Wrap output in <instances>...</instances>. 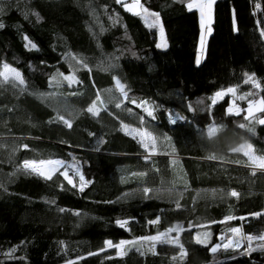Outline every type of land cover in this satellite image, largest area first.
<instances>
[{"label":"trees","instance_id":"obj_1","mask_svg":"<svg viewBox=\"0 0 264 264\" xmlns=\"http://www.w3.org/2000/svg\"><path fill=\"white\" fill-rule=\"evenodd\" d=\"M141 3L160 14L166 48L156 47L155 28L116 0H0L5 9L0 14L4 24L0 62L18 68L28 84L25 93L8 85L0 88V184L4 185L0 188V264H66L70 260L75 264H176L172 257L179 249L172 244L158 243L153 253L145 243L140 251L133 248L123 257L116 255V249H99L105 240L119 242L121 231L134 239L177 224L184 228L180 241L188 250L182 264H264V251L241 254L243 246L215 254L209 250L221 241V235H230L231 227L242 226L244 233L264 229V216L249 215L264 211V173L253 176L243 153L230 151L247 140L258 155L264 154V125L255 124L254 134L240 128V123H246V113L226 114L231 95L211 108L208 99L218 89L236 85L238 95L255 92L256 98L264 96V90L243 82L245 73H255L264 89V0L214 2L212 31L199 66L195 63L197 11L182 0ZM25 36L39 50H28ZM66 53L88 58L92 71H78L82 84L50 87L53 74L72 71ZM113 76L128 86L130 98L161 106L155 120L130 100L121 108L115 107L118 100L109 104L96 118L84 111L97 91L102 98L108 95L103 90L114 87ZM73 91L81 95H67ZM31 93L56 95L41 99ZM113 94L119 97L118 92ZM64 100L79 113L71 129L49 123ZM188 103L194 112L188 111ZM237 104L247 108V101L237 100ZM168 112L187 120L172 125ZM121 121L146 127L160 137L166 133L172 138L171 145L158 144V154L146 162L137 140L120 130ZM213 121L223 127L210 140L205 133ZM101 138L106 142L98 144ZM22 144L29 147L24 149ZM211 154L223 159H207ZM37 158L77 159L85 178L92 182L81 192L59 173L48 181L18 170L24 159ZM237 160L241 163H234ZM138 172L148 175L132 177ZM144 187L161 192L145 199L140 191ZM168 188L182 192V198L169 194ZM231 189L240 197L229 196ZM178 198L179 209L174 202ZM229 215L237 219L222 222ZM157 216L160 223H147ZM242 216L246 219L240 220ZM117 219L129 223L121 228ZM197 232L201 238L209 234L207 247L194 243Z\"/></svg>","mask_w":264,"mask_h":264},{"label":"snow or ice","instance_id":"obj_2","mask_svg":"<svg viewBox=\"0 0 264 264\" xmlns=\"http://www.w3.org/2000/svg\"><path fill=\"white\" fill-rule=\"evenodd\" d=\"M215 2V0H202L200 3H192L189 2L187 4V7L189 9H192L194 6L198 7L201 12V27H204V12L205 9H208L209 13L211 12V6ZM116 3L122 5V7L130 12L133 13L136 16H140L143 18L144 23L149 28H159L162 42L157 43V48H166L167 42L164 39V27L162 22L160 21V14L158 12H152L149 8L145 7L144 4L141 3V0H131V3L126 2V0H116ZM257 9H259L261 6L259 3L255 5ZM4 8L0 7V14L4 12ZM37 19H40L38 13H36ZM119 19L118 17L116 18ZM4 27V24L0 22V29ZM235 31H238V28L234 29ZM103 31V28L101 29ZM209 33L211 32V28L208 29ZM261 36L264 37V29H261ZM24 39L27 41L25 44V47L28 50H39L38 46L33 43L27 36L24 37ZM206 51L205 49V41H204V35L201 34L200 38V49L198 50L195 63L197 66L200 65L203 55ZM66 59L69 62V67L72 69L71 73L68 75H65L64 73H60L59 71L56 74H53L49 78V86L50 87H61L65 82L69 87H73L77 84H82V81L78 78V71L81 69L87 70L89 72L92 71V68L89 66L88 58L86 57H77L74 54L66 53L65 54ZM97 67H100V65H97ZM111 67H115V65H111ZM107 71L108 69H103ZM114 80V87L110 89L103 90L108 95L106 97L101 96V93L97 91L95 94V98L91 101V103L88 105V107L84 110L87 114L92 115L94 118L99 117L101 110H107V107L109 104H112L115 101H119L115 103L116 108H121L125 101H129L136 105L137 107L142 108V110L146 113V115L153 120L156 119V111L161 107L160 105H156L154 103H151L147 100H141L140 102H137L136 99H132L129 97V91L130 89L128 86L122 82L121 78L118 76H113ZM245 84H251L254 89H262L261 82L256 78L255 73H245L244 74V81ZM5 85L11 86L12 88L18 89L20 93H25L28 91V84L26 82V79L24 77V74L16 67H13L11 64L7 62H0V88L4 87ZM239 85L236 86H229L226 88H220L217 91H215L208 99L210 100L209 108L215 106L220 100H223L224 97L231 95L233 97L231 103H229L226 114L227 115H236L239 116L241 113H246L243 116V119L246 123H240L239 127L242 129H246L248 132L255 133V124L264 125V118H260L258 114L264 115V96H260L259 98H256L257 94L255 92L245 93L242 95H237ZM118 92L119 97L114 95L113 93ZM33 95H38L41 99H47L55 96V93H31ZM62 96L65 94H61ZM68 96H76L81 95L79 91H73L71 93L67 94ZM237 100L240 101H247V108H240L237 104ZM99 105L100 107H97ZM187 109L190 112H194L195 109L192 107L191 103H188ZM57 115L53 117L51 120H49V123H62L67 128L71 129L73 127V121L76 118L79 113L76 112V110L73 108L71 104L67 102V100H64L60 106H58L56 109ZM129 113H132V109H126ZM63 113V114H61ZM66 115L68 118H66ZM168 119L169 123L172 125H176L178 121H186L187 118L184 116H180L178 113L168 112ZM140 123L141 125L144 124V117H140ZM223 127V125H217L214 121L210 123L207 126L205 135L208 139H213L216 137L217 132ZM121 131H124L126 135L131 136L133 139L137 140V142L140 144L141 148L144 150L145 155L143 156V159L147 162L152 159V156L157 153V146L161 142L167 143L171 145L172 138L168 136L166 133L162 135V137L155 135L152 131H149L146 127H132L131 125L124 124L123 121H121ZM89 135H95V133H89ZM102 138L98 140L99 143H105ZM20 147L27 149L29 146L27 144H22ZM173 152H175L174 146H172ZM97 151L99 148L96 149ZM230 151L233 153H243V156L247 158V165L252 169V175L255 176L257 172L264 173V154H257V150L253 146L252 143L248 142L247 140L243 141L236 147H231ZM167 154V153H164ZM209 160H217V159H223V157H217L215 154H211L207 157ZM173 164L176 163L175 160L172 161ZM234 163H241V161L237 160L234 161ZM63 168V171L60 169ZM71 168L73 175H69V169ZM18 170L22 172L24 175L28 176H39L45 180L51 181L53 180V177L59 173L61 176H63L64 180L67 181L68 185H71L73 188H78L79 191L83 192L84 188L90 184L92 181L87 180L84 176V174L81 171L79 163H77L75 160H73L71 165H68L64 160L62 159H24L19 165ZM156 171H159V169H156ZM147 172H138V173H132V177L134 178H143L147 176ZM73 176H78L79 183L77 184L74 182ZM122 182L124 181V178H122ZM4 185L0 184V188H3ZM61 190L64 189L65 185L61 183L59 185ZM6 190V189H5ZM185 190H187V185H185ZM140 191H142L143 196L145 199H151L152 196L150 193H160L161 189H153L149 187H144ZM169 194L176 193L175 188H168L166 189ZM125 196L130 195V193H125ZM177 196L182 198V192L176 193ZM228 195L231 197L239 198L240 193L237 192L235 189H231L228 192ZM175 206L177 209L181 208L182 205L180 204L179 198L175 199ZM50 203H55V201H50ZM59 211L63 212L65 209L61 208ZM79 215V213H76ZM252 217H262L264 216V211L261 212H255L249 214ZM233 219H237V217L234 216H226L224 218V221H230ZM240 220L246 219V217H239ZM160 216H157L153 220H149L147 223L151 225H156L160 223ZM115 223L120 226L121 228H125L127 224L129 223L128 220H120L117 219ZM194 227L193 225H189V229ZM130 231V229H128ZM184 231L183 226L177 224L175 226L169 227L165 231L157 232L155 235H147V236H141L136 237L131 240H120L117 243H114L112 240H105L104 241V247L99 249V252L106 251L107 248H113L116 249V255L123 257L128 254L130 250L133 248L136 249V251H140L145 243L149 244L148 251H151L154 253L156 245L159 244H172L178 247L179 251L178 253L172 257V260L176 262V264H182V262L185 260V258L188 256V250L184 247V244L180 241V233ZM230 235H221L220 239L224 241V243L220 244H211L209 250L212 253H217L220 250L228 251V250H240L243 246V251L241 254H248L250 255L251 252L255 251H264V232H261L259 234H245L243 232L242 226L237 227H231L229 230ZM175 232L176 235L173 236L172 233ZM243 241H247L246 245H242ZM255 243V246L253 244ZM194 243L196 245H203L208 246L209 244V234L205 233L204 238H201V234L197 232L194 236ZM14 251V250H13ZM98 253H92L90 252L89 255H97ZM141 255H143V252H141ZM83 257H78V259H82ZM111 258V257H109ZM66 264H75L74 261H67Z\"/></svg>","mask_w":264,"mask_h":264},{"label":"rangeland","instance_id":"obj_3","mask_svg":"<svg viewBox=\"0 0 264 264\" xmlns=\"http://www.w3.org/2000/svg\"><path fill=\"white\" fill-rule=\"evenodd\" d=\"M182 1L186 4V6H187V4H188L189 2H192V3H194V4H195V3H200V2H202V0H182ZM215 1H216V0H215ZM126 2L131 3V0H126ZM192 9H195V10L197 11V13H198V20H199V36H198L197 49H196V54H195V60H196V56H197L198 50L200 49V38H201V34L203 33V35H204L205 49H206L208 36H209V34L211 33V32L209 33L208 29L211 28V31H212V26H211V24H212V21H213L214 3H213L212 6H211V12H210V13H209L208 9H205L204 17H203V19H204V27H203V28L201 27V12H200V9H199L198 7H195V6H194ZM141 19H142V21L144 22V20H143L142 17H141ZM160 21H161V19H160ZM161 22H162V21H161ZM155 29L157 30V42H156V44H157V43H161V42H162V38H161V34H160V31H159V28L157 27V28H155ZM164 39L166 40L165 33H164ZM166 42H167V40H166ZM160 49H163V48H160ZM202 55H203V58H204L205 52L202 53ZM202 60H203V59H202ZM65 61H66V63L69 65V62H68V60L66 59V57H65ZM237 95H238V94H237ZM232 99H233V97L231 96V98H230V103H231ZM73 160H75L77 163H79L80 168H81L80 161L77 160V159H70V160L65 161V162H66L68 165H71L72 162H73ZM60 170L63 171V168H61ZM69 175H73L71 168L69 169ZM73 179H74V182H76L77 184L79 183L78 176H73ZM236 227H237V226H236ZM172 235L175 236L176 233H175V234L172 233ZM122 239H124V240H131L132 238H130V237L128 236V234L125 233L124 231H121V232H119V241L122 240ZM219 243L222 244V243H224V241L221 240ZM242 244H243V242H242Z\"/></svg>","mask_w":264,"mask_h":264},{"label":"built area","instance_id":"obj_4","mask_svg":"<svg viewBox=\"0 0 264 264\" xmlns=\"http://www.w3.org/2000/svg\"><path fill=\"white\" fill-rule=\"evenodd\" d=\"M141 101V100H140ZM140 101H137V102H140ZM150 102V101H149ZM151 103H153V102H151ZM132 104V103H131ZM132 105H134V104H132ZM134 106H136V105H134ZM144 114H146L143 110H142V108H140V107H138ZM261 232H264V229H262V230H260V231H255V232H246L245 234H254V235H256V234H259V233H261ZM244 242V244L246 245L247 244V241H243ZM255 243L256 242H254V244H253V246H255Z\"/></svg>","mask_w":264,"mask_h":264}]
</instances>
